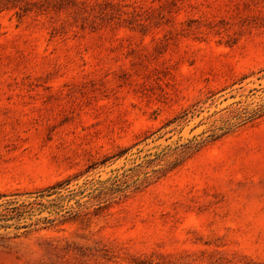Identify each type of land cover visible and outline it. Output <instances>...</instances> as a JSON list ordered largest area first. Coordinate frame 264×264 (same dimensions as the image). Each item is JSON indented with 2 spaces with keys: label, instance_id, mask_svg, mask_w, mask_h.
Here are the masks:
<instances>
[{
  "label": "rangeland",
  "instance_id": "374dc122",
  "mask_svg": "<svg viewBox=\"0 0 264 264\" xmlns=\"http://www.w3.org/2000/svg\"><path fill=\"white\" fill-rule=\"evenodd\" d=\"M0 264H264V0H0Z\"/></svg>",
  "mask_w": 264,
  "mask_h": 264
}]
</instances>
